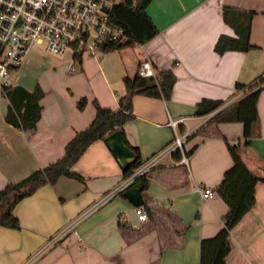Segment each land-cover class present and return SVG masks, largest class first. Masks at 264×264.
Segmentation results:
<instances>
[{"label":"crops","instance_id":"0c3cea01","mask_svg":"<svg viewBox=\"0 0 264 264\" xmlns=\"http://www.w3.org/2000/svg\"><path fill=\"white\" fill-rule=\"evenodd\" d=\"M226 7L254 13V49L216 52L222 35L237 36L224 21ZM147 12L160 32L143 45L76 60L43 48L49 60H23L8 86L33 92L40 85L46 95L37 127L23 131L6 121L9 100L0 89V192L61 159L69 141L94 121L96 103L117 110L126 94L124 78L150 60L158 73L176 76L172 97L135 96L124 135L140 151V169L156 159L143 190L152 216L143 222L139 207L121 195L126 190L106 199L126 178L105 140H98L72 168L84 182L63 176L16 205L21 228L0 226V264H201L202 241L217 236L229 212L217 188L233 166L230 143L240 144L248 168L264 179V88L250 146L242 122L217 119L264 77V0H153ZM239 84L247 88L238 90ZM83 98L87 104L80 109ZM204 99L224 103L198 116ZM176 132L186 135L183 148L157 159ZM199 187L215 195L206 199ZM255 197V206L231 231L226 264H264V181Z\"/></svg>","mask_w":264,"mask_h":264},{"label":"trees","instance_id":"16d2710c","mask_svg":"<svg viewBox=\"0 0 264 264\" xmlns=\"http://www.w3.org/2000/svg\"><path fill=\"white\" fill-rule=\"evenodd\" d=\"M153 0H139L136 7L130 4L121 5L114 12V21L125 28L129 41L126 44L106 45L103 52H112L126 47L143 45L159 34V29L147 12L148 6ZM254 13L244 12L238 9L224 8V21L231 25L236 37L222 35L215 46L216 52L224 54L227 51H250L255 48L251 43V23ZM176 83V76L171 70L161 73L156 77H141L138 73L134 76L127 75L124 78L126 94L120 97L117 110L107 109L96 103L97 114L92 124L78 132L69 141L65 148L64 156L48 166H45L27 178L16 184H9L0 192V226L20 229L19 218L14 214L16 205L24 198L35 193L45 184L55 185L59 178L67 177L79 182L85 179L72 170L73 166L86 152L89 146L98 141L105 140L115 131L124 132V126L134 118L133 101L137 95L163 98L170 100ZM247 88L246 85H237L238 90ZM264 88L262 77L251 88L250 92L239 102L219 115L217 119L223 122H242L244 124V136L246 146H250L253 137V129L259 122L258 103L261 91ZM3 95L9 100V109L6 121L17 129L31 131L37 127L41 120L43 105L42 100L46 93L38 85L33 92L21 86H5ZM221 100L204 99L198 104V116H205L217 110L223 105ZM87 99L78 102V107L83 109ZM128 144V142L126 141ZM233 166L224 176L217 193L229 206V212L224 217V226L216 237L206 239L201 244V264H226L232 246L230 242L231 231L239 224L244 216L255 206V188L259 181L264 179L255 176L246 165L239 145L229 144ZM136 160L124 173V177H130L142 164L141 154L138 148L133 149ZM147 190L149 182L146 177L138 179ZM121 195L124 196L123 193ZM148 216L152 211L146 203L142 206ZM121 227L125 224L121 223Z\"/></svg>","mask_w":264,"mask_h":264},{"label":"built area","instance_id":"2783aa9c","mask_svg":"<svg viewBox=\"0 0 264 264\" xmlns=\"http://www.w3.org/2000/svg\"><path fill=\"white\" fill-rule=\"evenodd\" d=\"M138 2L139 0H0V89L8 86L12 74L38 46L54 55L71 54L76 60L83 56H95L103 52L106 45L128 43L130 39L125 28L114 21V12L121 5L136 7ZM70 69L73 70L74 67ZM138 74L146 78L156 77L157 70L150 60H145L140 64ZM171 125L176 129L178 122L171 120ZM185 141L186 135L176 132L174 142L157 159L183 148ZM230 144L240 146L238 143ZM188 161L189 158L184 157L183 162ZM155 163L156 159L146 167L137 169L106 199L132 187L138 179L148 174ZM198 190L206 199L215 195V191L211 189L199 187ZM138 213L143 222L149 220L148 213L142 206L138 208ZM54 243L56 238L49 241L48 246Z\"/></svg>","mask_w":264,"mask_h":264},{"label":"water","instance_id":"95a60500","mask_svg":"<svg viewBox=\"0 0 264 264\" xmlns=\"http://www.w3.org/2000/svg\"><path fill=\"white\" fill-rule=\"evenodd\" d=\"M105 143L125 173L137 157L135 151L127 145L124 132L121 130L113 132L105 138ZM143 190L141 184H136L124 192V197L135 207L143 206L145 203Z\"/></svg>","mask_w":264,"mask_h":264},{"label":"rangeland","instance_id":"374dc122","mask_svg":"<svg viewBox=\"0 0 264 264\" xmlns=\"http://www.w3.org/2000/svg\"><path fill=\"white\" fill-rule=\"evenodd\" d=\"M30 54V55H29ZM25 58H24V61L27 59V58H31V59H47V60H49V58L51 57V56H49V55H46V54H43V48L41 47V46H38L36 49H35V53L34 54H31V53H29ZM44 59V60H45Z\"/></svg>","mask_w":264,"mask_h":264}]
</instances>
